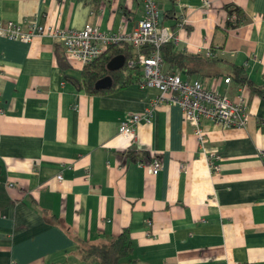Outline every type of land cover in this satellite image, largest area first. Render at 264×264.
<instances>
[{
	"label": "crops",
	"instance_id": "crops-1",
	"mask_svg": "<svg viewBox=\"0 0 264 264\" xmlns=\"http://www.w3.org/2000/svg\"><path fill=\"white\" fill-rule=\"evenodd\" d=\"M99 1L0 0V17L24 29L36 18L131 31L146 14L145 0ZM159 9V22L178 34L176 49L219 59L180 72L184 79L231 99L246 93L245 127L203 122L220 171L201 155L178 104L159 101L134 141L120 134L128 113L159 100L157 89L132 81L112 93L80 91L66 76L80 80L85 65L61 42L0 35V264H81L88 244L125 228L134 251L122 264H264V93L225 82L242 66L264 86V0H159Z\"/></svg>",
	"mask_w": 264,
	"mask_h": 264
},
{
	"label": "built area",
	"instance_id": "built-area-1",
	"mask_svg": "<svg viewBox=\"0 0 264 264\" xmlns=\"http://www.w3.org/2000/svg\"><path fill=\"white\" fill-rule=\"evenodd\" d=\"M204 2L210 4V0ZM159 10V0H145V17L131 31L106 30L91 22L82 28L58 27L36 18L30 20L29 27L24 29L20 22L9 20L4 24L0 17V35L24 41H30L34 35L51 36L64 45L66 57L71 62L75 60L83 65L100 58L111 45L129 42L137 54L128 61V66L142 69L141 77L133 81L141 88L157 89L160 98L142 113H128L120 124V134L134 141L138 124L142 121L152 123L159 101L178 104L182 108L184 120L191 125L199 142L201 155L208 161L212 172H219L220 155L208 145L203 122L209 121L224 127H245L251 118L246 93L241 90L235 99H231L216 89L206 88L199 79H184L180 72H166L161 45L169 41L177 42L179 37L168 25L159 22ZM150 43L154 50L148 54L143 51V47ZM207 56H213V52L208 50ZM230 81V77L225 79L226 83ZM261 154L264 157V150H261ZM161 169V162L154 158L149 165V173L156 175ZM58 179H62V176H58Z\"/></svg>",
	"mask_w": 264,
	"mask_h": 264
},
{
	"label": "trees",
	"instance_id": "trees-1",
	"mask_svg": "<svg viewBox=\"0 0 264 264\" xmlns=\"http://www.w3.org/2000/svg\"><path fill=\"white\" fill-rule=\"evenodd\" d=\"M100 2L99 0H95ZM239 20H244L246 17L241 9H238ZM154 50L153 44H146L143 51L151 53ZM161 53L166 72L177 73L182 72L187 75L201 72V70L208 65L214 64L219 59H209L201 53H193L186 50H179L174 47L172 41L165 42L161 45ZM117 54H123L125 63L123 68L110 71L107 69V63ZM137 50L132 44L126 41H121L111 45L100 58L86 64L81 73V79L77 80L72 77L66 79L73 82L76 88L89 94H105L118 91L128 86L136 77L142 75V69L138 67L130 68L128 61L136 56ZM59 62L62 68L69 67L65 57L58 54ZM65 62V64H64ZM235 73L231 75V80L238 84L248 86L255 92L264 93V86H256L251 81L247 80L243 75L244 68L242 66H235ZM110 75L113 79L109 88L97 89L96 82ZM133 153V152H132ZM134 251V244L130 237V230L125 228L119 235L115 236L107 243L101 244H88L83 249V256L81 264H122V261L129 258Z\"/></svg>",
	"mask_w": 264,
	"mask_h": 264
},
{
	"label": "water",
	"instance_id": "water-1",
	"mask_svg": "<svg viewBox=\"0 0 264 264\" xmlns=\"http://www.w3.org/2000/svg\"><path fill=\"white\" fill-rule=\"evenodd\" d=\"M124 63H125V57L123 56V54H117V56L113 57L107 63V69L110 71L119 70V69L123 68ZM112 81H113V79L110 75L105 76L96 82L95 87L97 89L109 88L112 84Z\"/></svg>",
	"mask_w": 264,
	"mask_h": 264
}]
</instances>
